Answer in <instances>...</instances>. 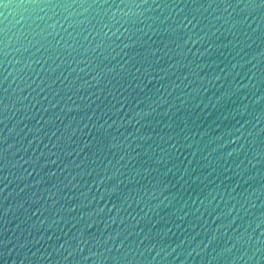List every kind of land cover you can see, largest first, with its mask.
Listing matches in <instances>:
<instances>
[{"label":"water","instance_id":"95a60500","mask_svg":"<svg viewBox=\"0 0 264 264\" xmlns=\"http://www.w3.org/2000/svg\"><path fill=\"white\" fill-rule=\"evenodd\" d=\"M99 2L0 0V264H264V12Z\"/></svg>","mask_w":264,"mask_h":264},{"label":"snow or ice","instance_id":"6c2138e0","mask_svg":"<svg viewBox=\"0 0 264 264\" xmlns=\"http://www.w3.org/2000/svg\"><path fill=\"white\" fill-rule=\"evenodd\" d=\"M35 0H28V3H34ZM46 4H52V0H44ZM104 4H107V0H103ZM124 2V0H122ZM148 0H140V3H137L136 0H129L130 4L135 5L137 8L141 7L143 4H147ZM243 2L246 4L247 7L249 8H259L262 12H264V0H243ZM73 4H78L80 7H83L85 4L88 3V0H72ZM93 4H97L101 8H103V4H100L99 0H92ZM71 6V5H69ZM89 7L92 5L89 4ZM194 19V17H193ZM185 20L188 21L189 24L192 23V20H189L187 16H185ZM209 242H212L211 240ZM202 243V241H201ZM163 251V250H162ZM227 251H231V249H228Z\"/></svg>","mask_w":264,"mask_h":264}]
</instances>
